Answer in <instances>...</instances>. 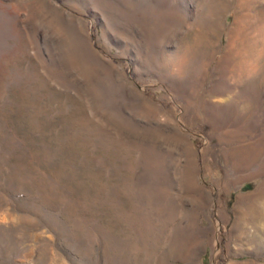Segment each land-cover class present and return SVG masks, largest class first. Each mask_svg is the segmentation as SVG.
<instances>
[{
    "label": "rangeland",
    "instance_id": "374dc122",
    "mask_svg": "<svg viewBox=\"0 0 264 264\" xmlns=\"http://www.w3.org/2000/svg\"><path fill=\"white\" fill-rule=\"evenodd\" d=\"M0 264H264V0H0Z\"/></svg>",
    "mask_w": 264,
    "mask_h": 264
},
{
    "label": "bare ground",
    "instance_id": "6f19581e",
    "mask_svg": "<svg viewBox=\"0 0 264 264\" xmlns=\"http://www.w3.org/2000/svg\"><path fill=\"white\" fill-rule=\"evenodd\" d=\"M259 213V211H257Z\"/></svg>",
    "mask_w": 264,
    "mask_h": 264
}]
</instances>
